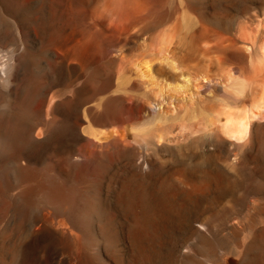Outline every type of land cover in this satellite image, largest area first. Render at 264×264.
I'll return each instance as SVG.
<instances>
[{
  "label": "rangeland",
  "instance_id": "374dc122",
  "mask_svg": "<svg viewBox=\"0 0 264 264\" xmlns=\"http://www.w3.org/2000/svg\"><path fill=\"white\" fill-rule=\"evenodd\" d=\"M110 1L0 0V264H264V0Z\"/></svg>",
  "mask_w": 264,
  "mask_h": 264
},
{
  "label": "bare ground",
  "instance_id": "6f19581e",
  "mask_svg": "<svg viewBox=\"0 0 264 264\" xmlns=\"http://www.w3.org/2000/svg\"><path fill=\"white\" fill-rule=\"evenodd\" d=\"M110 1V0H109ZM111 2V1H110ZM113 2V1H112ZM111 2V3H112ZM84 3V2H83ZM118 4V3H117ZM86 7V6H85ZM84 7V10L86 9ZM116 7V6H115ZM114 7V8H115ZM83 10V11H84ZM97 10V9H96ZM135 10V9H134ZM133 10V11H134ZM120 11V10H119ZM85 12V11H84ZM99 12V11H98ZM86 13H87V11H86ZM89 16V15H88ZM159 16V15H158ZM90 17H92V20L94 19V21H97V25L99 24V27H106L107 28V25H108V23L109 22H111V21H113V20H111L110 21V14L107 12V10H104V11H100V13H97L96 11H91L90 12ZM119 19V18H118ZM124 20V19H123ZM189 22V20H185V23L186 22ZM114 22V21H113ZM116 22V21H115ZM186 23L185 25V28H187V32L186 33H188V34H190V37H188V36H185V37H182V40L184 41H188L187 43L186 42H184V43H186L189 47H190V49H192V50H195V48H194V45L192 44V42L191 41H193V40H196L197 41V43L199 42L200 44H202V43H205V46H202L201 48H200V50H199V54L202 56V58L204 59L203 61H205V62H212V60H213V56H215V55H213L215 52H221V51H223L224 49L220 46V42L219 41H217V39L216 38H213L212 37V35H210V33L211 32H209L208 33V31H210L208 28H207V30L203 27V28H200L199 30H195V31H193V29H194V27L195 26H193L191 23V25L189 24V23ZM117 23V22H116ZM115 23V24H116ZM110 24V23H109ZM113 24V23H112ZM114 25V24H113ZM116 26V25H115ZM109 27V26H108ZM111 29H112V27H110ZM116 28H117V26H116ZM110 29V30H111ZM185 33V34H186ZM261 33V32H260ZM213 34V33H212ZM189 39L191 40V41H189ZM54 42V41H53ZM1 57V56H0ZM6 60V59H5ZM2 61V60H1ZM5 62V61H4ZM2 63V62H1ZM0 63V64H1ZM147 63V62H146ZM4 64V63H3ZM173 64V63H172ZM175 64V63H174ZM19 65V64H18ZM259 65H260V63H259ZM1 66H2V64H1ZM0 66V67H1ZM5 65H3L1 68H3ZM144 66V65H143ZM150 65H149V63H148V65H146L145 67V72L147 73V74H149V72H150V67H149ZM172 66V65H171ZM209 66V65H208ZM142 67V66H141ZM140 67V68H141ZM262 68V67H261ZM4 69V68H3ZM143 69V68H142ZM260 70V69H259ZM4 71H5V69H4ZM142 72H143V70H142ZM257 74H258V72H257ZM259 74H260V72H259ZM3 75H5V74H3ZM140 75V74H139ZM2 76V75H1ZM4 77V76H3ZM201 77V76H200ZM232 77V76H231ZM230 79V78H229ZM187 80V79H186ZM201 81V80H200ZM262 81V80H261ZM20 83V82H19ZM260 83V82H259ZM23 84V83H22ZM230 85V84H229ZM261 85V84H260ZM232 88H233V90L236 92L235 94H237V95H239V94H241L242 93V91H243V89H244V86H243V84L240 82V81H238V80H233L232 81V85H230ZM258 87V86H257ZM231 88V89H232ZM260 89V88H259ZM233 91V92H234ZM2 92V91H1ZM11 92V91H10ZM4 93H5V91H4ZM4 93H3V96L4 97H10V94H8V91H7V94H6V96L4 95ZM12 93V92H11ZM17 93V92H16ZM33 94H32V91L31 90H28L27 91V94H26V98H30L31 96H32ZM1 96V95H0ZM14 96H15V93H14ZM6 97V98H7ZM24 98H25V96H24ZM32 98V97H31ZM10 99V98H9ZM11 99H12V97H11ZM15 99V98H14ZM16 101V100H15ZM18 101V100H17ZM225 101V100H224ZM9 102V101H8ZM11 103V102H10ZM71 103V102H70ZM12 104V103H11ZM15 104V103H14ZM22 103H20L19 101H18V108H21V107H23L22 105H21ZM9 105V104H8ZM229 105V104H228ZM6 106V105H5ZM4 106V107H5ZM225 106H226V104H225ZM224 106V107H225ZM7 108H9L10 107V105H9V107L8 106H6ZM5 107V108H6ZM210 107V106H209ZM61 108V104H58L57 105V108H55V109H57L58 111H59V109ZM213 108H214V106H213ZM256 108V110H257V112H256V110H251V111H249V112H245V111H243V112H235V110H232V108H230L231 109V111H225L222 115H223V119H222V123H221V125L220 126H218L217 127V134H218V136L220 137V138H222V140L224 141V142H233V141H242V140H244L246 137H247V135L250 133V130H251V121H252V119H254V117H256V116H258L261 112H259L260 111V109H262V110H264V102H262V103H259V105L258 106H256L255 107ZM22 109V108H21ZM221 109V108H220ZM219 109V110H220ZM229 109V108H228ZM57 110H56V112H57ZM211 109H209V111H210ZM213 110V109H212ZM218 110V109H217ZM223 110V109H222ZM191 110H189V112H190ZM237 111V110H236ZM207 112H208V110H207ZM223 112V111H222ZM99 113V112H98ZM104 113V112H103ZM112 113V111L111 110H106L105 111V114L106 115H108V117L110 116V118H111V114ZM193 113V112H192ZM211 113H212V111H211ZM49 114V113H48ZM195 117V116H194ZM107 118V117H106ZM218 121H219V119H217ZM165 121H167V120H164L163 122H165ZM220 121H221V119H220ZM10 123V122H9ZM9 123H8V125H9ZM184 123H185V121H184ZM52 125H54V123H51ZM210 124H212L211 123V121H210ZM210 124H208L207 126H211ZM48 125V124H47ZM188 125H189V127H191L192 126V124L191 123H188V124H180V128H182L181 129V131L182 130H187V128H188ZM213 125V124H212ZM7 126V125H6ZM5 126V127H6ZM4 127V128H5ZM58 127H59V125H56V127L54 126V128L53 129H58ZM7 128V127H6ZM49 128H51V125L49 126ZM60 128H61V125H60V127H59V129L58 130H60ZM9 129V128H8ZM52 129V130H53ZM190 129V128H189ZM186 130L184 131V132H186ZM198 130V129H197ZM49 131V130H48ZM50 131H51V129H50ZM55 131V130H54ZM151 131V129H147L146 130V132H150ZM9 132H10V129H9ZM53 132V131H52ZM115 133H118L117 131H114ZM142 133H143V131H142ZM180 133V132H179ZM183 133V132H182ZM167 136H168V134L167 133H163V132H159V133H157L156 135H154V138L156 139V142L157 143H161L162 141H164V140H166V138H167ZM199 186H201L202 188H203V190L204 189H206V187L207 186H204L203 187V185L201 184V185H199ZM202 190V189H201ZM202 190V191H203ZM208 190V189H207ZM199 191H200V189H199ZM196 192V191H195ZM205 192V191H204ZM202 193V192H201ZM51 195H54V194H51ZM50 196V195H49ZM144 196V195H143ZM48 198V197H47ZM48 200V202H50V203H52V202H54V200H53V198H49V199H47ZM49 203V204H50ZM54 204H55V202H54ZM57 205V204H56ZM72 205V204H71ZM61 206V205H60ZM138 213V212H137ZM140 241H142V240H140ZM189 248V247H188ZM191 249V248H190ZM149 259V258H148Z\"/></svg>",
  "mask_w": 264,
  "mask_h": 264
}]
</instances>
